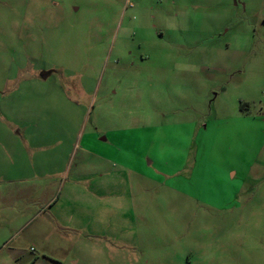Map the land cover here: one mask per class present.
I'll return each instance as SVG.
<instances>
[{
	"label": "rangeland",
	"instance_id": "374dc122",
	"mask_svg": "<svg viewBox=\"0 0 264 264\" xmlns=\"http://www.w3.org/2000/svg\"><path fill=\"white\" fill-rule=\"evenodd\" d=\"M0 264H264V0H0Z\"/></svg>",
	"mask_w": 264,
	"mask_h": 264
},
{
	"label": "crops",
	"instance_id": "0c3cea01",
	"mask_svg": "<svg viewBox=\"0 0 264 264\" xmlns=\"http://www.w3.org/2000/svg\"><path fill=\"white\" fill-rule=\"evenodd\" d=\"M101 159H103V160H105V159H108V160H110V161H112V159H110V157L109 156H107V157H102ZM116 161V160H115ZM152 162L150 161V164H151ZM171 188L173 189V190H175V192H180V193H182L183 191H182V189L180 190L178 187H172L171 186Z\"/></svg>",
	"mask_w": 264,
	"mask_h": 264
},
{
	"label": "water",
	"instance_id": "95a60500",
	"mask_svg": "<svg viewBox=\"0 0 264 264\" xmlns=\"http://www.w3.org/2000/svg\"><path fill=\"white\" fill-rule=\"evenodd\" d=\"M47 76H48V73H46V72L41 73V77H42L43 79H46Z\"/></svg>",
	"mask_w": 264,
	"mask_h": 264
}]
</instances>
